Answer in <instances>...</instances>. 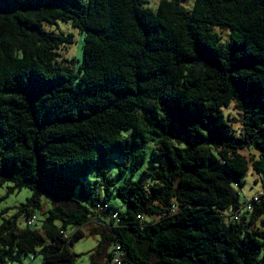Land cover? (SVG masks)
Instances as JSON below:
<instances>
[{
	"label": "trees",
	"instance_id": "obj_1",
	"mask_svg": "<svg viewBox=\"0 0 264 264\" xmlns=\"http://www.w3.org/2000/svg\"><path fill=\"white\" fill-rule=\"evenodd\" d=\"M182 1L0 0V188L32 190L0 213V264H75L87 227L91 264H264V194L234 189L264 181V0ZM59 22L84 35L78 68Z\"/></svg>",
	"mask_w": 264,
	"mask_h": 264
},
{
	"label": "rangeland",
	"instance_id": "obj_2",
	"mask_svg": "<svg viewBox=\"0 0 264 264\" xmlns=\"http://www.w3.org/2000/svg\"><path fill=\"white\" fill-rule=\"evenodd\" d=\"M85 4H88L89 0H82ZM195 0H183L182 5L185 6L188 9H191L194 5ZM160 0H145V6L150 7L154 10H156L159 6ZM50 28V27H49ZM52 28L55 30V32H65L66 34H72L74 43L71 45L70 49L67 52H62V56L66 58H77L79 60V63L76 64L77 68L81 64L83 60V42H84V35L80 34L79 30L74 28L71 24L59 22V27L52 26ZM226 116L229 119H236L238 122L234 125V129L236 132H239L240 129V120L242 117L236 110L235 106L232 105L229 108H226L224 110ZM148 152H150V148H148ZM245 154H247V151H244ZM118 167L114 164H111L110 166V173H109V179L112 181H116L121 183V179H119V173H118ZM132 172L128 171V176H131ZM78 175H67V179H77ZM261 176L254 174L252 170L246 175L244 178V186L242 188L235 187L234 189L240 192L241 200L244 201L246 199H250L255 194L260 193L264 194V181H261ZM97 179L96 173L92 170L88 173L87 180L80 179L79 182H85L87 184V189L90 191L91 188L97 186L95 184V181ZM135 180H140L141 175L138 173L134 176ZM79 186L77 187V191L79 190ZM103 189V188H102ZM102 198H105L106 191L102 190L101 192ZM32 196V190L30 189H23L21 191H17L15 193H10L8 190V187L0 188V197H4L3 202L0 204V213L2 211L8 210V215L12 216L15 215L19 208L25 204L28 199ZM41 205L42 208L35 209V215L37 216L36 223L38 225H34L32 228L34 230L41 231L42 222L45 220V218L48 216V211L53 207L52 199L46 196H43L41 198ZM107 206L110 207L109 213L114 211H124L125 206L114 197V190L112 191L111 198L107 201ZM1 217H0V223H1ZM24 218L22 217L20 219V225L24 226L23 224ZM91 226V225H89ZM91 227L84 228L86 232V236L76 242L72 246V251L78 255L77 261L75 264H91L92 263V257H96V248L101 242V236L99 234H90ZM69 231H74V228L70 227ZM113 249V245L109 246V244L106 242L104 245V251H110ZM264 255V247L262 249L261 255ZM107 257V253H105L100 259H98L97 264H102L104 259ZM23 264H44V257L38 251L37 255H30L23 259Z\"/></svg>",
	"mask_w": 264,
	"mask_h": 264
},
{
	"label": "built area",
	"instance_id": "obj_3",
	"mask_svg": "<svg viewBox=\"0 0 264 264\" xmlns=\"http://www.w3.org/2000/svg\"><path fill=\"white\" fill-rule=\"evenodd\" d=\"M253 200H254V201H258V200H259V197H254ZM246 208H247V210H250V209H251V205H250V204H247ZM114 218L116 219V218H117V215H115ZM36 219H37V218H36L35 216L32 217V219H31V221H30V224H33V223H34V224H37V223H36ZM121 258H122V253H121L120 250H117V252H116V256L114 257L113 262H114L115 264H122V262H121Z\"/></svg>",
	"mask_w": 264,
	"mask_h": 264
},
{
	"label": "crops",
	"instance_id": "obj_4",
	"mask_svg": "<svg viewBox=\"0 0 264 264\" xmlns=\"http://www.w3.org/2000/svg\"><path fill=\"white\" fill-rule=\"evenodd\" d=\"M261 181H262V180H261ZM263 187H264V186H263ZM259 194H260V193H257V194H255V195H259ZM255 195H254V196H255Z\"/></svg>",
	"mask_w": 264,
	"mask_h": 264
},
{
	"label": "bare ground",
	"instance_id": "obj_5",
	"mask_svg": "<svg viewBox=\"0 0 264 264\" xmlns=\"http://www.w3.org/2000/svg\"><path fill=\"white\" fill-rule=\"evenodd\" d=\"M31 217H32V216H31ZM31 217H30V218H31ZM121 261H122V260H121Z\"/></svg>",
	"mask_w": 264,
	"mask_h": 264
}]
</instances>
